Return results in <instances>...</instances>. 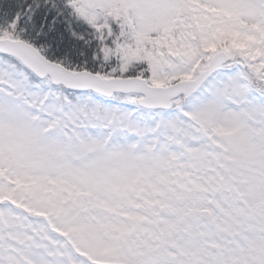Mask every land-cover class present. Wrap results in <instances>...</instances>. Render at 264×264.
Segmentation results:
<instances>
[{
    "label": "snow or ice",
    "instance_id": "obj_1",
    "mask_svg": "<svg viewBox=\"0 0 264 264\" xmlns=\"http://www.w3.org/2000/svg\"><path fill=\"white\" fill-rule=\"evenodd\" d=\"M0 264H264V0H0Z\"/></svg>",
    "mask_w": 264,
    "mask_h": 264
}]
</instances>
